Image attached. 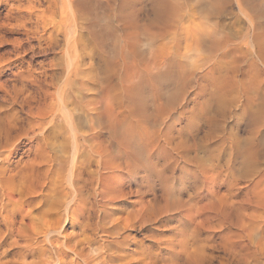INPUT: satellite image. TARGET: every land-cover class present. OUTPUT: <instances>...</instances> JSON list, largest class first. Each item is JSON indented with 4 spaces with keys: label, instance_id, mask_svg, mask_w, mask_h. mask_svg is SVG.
Instances as JSON below:
<instances>
[{
    "label": "bare ground",
    "instance_id": "obj_1",
    "mask_svg": "<svg viewBox=\"0 0 264 264\" xmlns=\"http://www.w3.org/2000/svg\"><path fill=\"white\" fill-rule=\"evenodd\" d=\"M131 93L56 88L12 171L4 151L18 149L21 133L0 115V244L9 240L0 264H209L213 247L219 264H264L230 198L240 192L231 183L220 192L207 146L181 132L182 110ZM68 225L77 232L65 235Z\"/></svg>",
    "mask_w": 264,
    "mask_h": 264
},
{
    "label": "rangeland",
    "instance_id": "obj_2",
    "mask_svg": "<svg viewBox=\"0 0 264 264\" xmlns=\"http://www.w3.org/2000/svg\"><path fill=\"white\" fill-rule=\"evenodd\" d=\"M62 87L182 110V134L207 146L220 192H240L230 198L249 217L250 246L264 250V0H0V115L22 142L4 151L11 171L29 157L37 107ZM4 229L0 217V243ZM208 251L219 264L222 251Z\"/></svg>",
    "mask_w": 264,
    "mask_h": 264
}]
</instances>
